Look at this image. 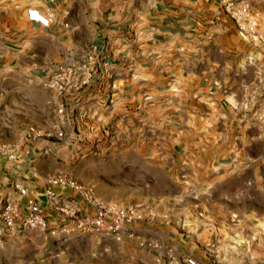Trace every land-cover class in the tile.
<instances>
[{"label": "crops", "instance_id": "0c3cea01", "mask_svg": "<svg viewBox=\"0 0 264 264\" xmlns=\"http://www.w3.org/2000/svg\"><path fill=\"white\" fill-rule=\"evenodd\" d=\"M224 3L0 0V145L20 156L10 161L0 155V206L5 199L25 202L15 189L19 185L37 193L49 224L56 220L43 195L47 173L41 169L52 159L39 160L35 170L26 154L34 150L21 147L27 136L45 129L41 116L47 101L39 91L26 96V89L42 88L43 77L71 68L68 102L83 105L82 120L95 115L91 105L96 104L100 126L113 121L120 134L131 137L121 151L148 156L172 144L177 151L172 167L183 171L182 182L210 185L194 196V220L183 225L191 233L188 240L172 203L161 211L128 203L136 211L132 228L144 235L140 243L155 240L211 264L199 253L205 233L217 229L214 215L233 213L218 202V186L249 175L264 182V50L239 35ZM30 8L51 17V26L30 21ZM112 162L127 167L126 161ZM87 184L102 202L123 205L109 194L117 187L104 191L94 181ZM177 211L190 212L189 205L179 204Z\"/></svg>", "mask_w": 264, "mask_h": 264}, {"label": "rangeland", "instance_id": "374dc122", "mask_svg": "<svg viewBox=\"0 0 264 264\" xmlns=\"http://www.w3.org/2000/svg\"><path fill=\"white\" fill-rule=\"evenodd\" d=\"M71 75L61 71L50 78L43 77L46 84L42 88L26 89V96L39 91V97L47 101L43 102L41 116L45 129H41L39 135L36 131L34 136H27L21 145L22 148L27 146V151L28 148L34 150L26 154L35 161L31 165L35 170L39 160L52 159L41 165L47 173L43 186L47 187L50 178L62 174L84 187H88V181L98 183L104 191L110 189L109 185L117 187L119 191H109V194L121 200V208L136 202L139 205L146 203L149 210L161 211L172 208L169 206L172 203L174 214L181 223L180 233L184 238L191 235L183 225H191L194 220V196L210 185L182 182L183 171L172 167L177 155L172 144L148 156L140 151H121L119 147L129 144L131 137L125 136L124 132L120 134L113 121L105 127L100 126L102 121L96 114V104L91 105L95 115L87 121L82 120L83 105L72 107L68 102L72 92L68 87ZM60 109H63L62 113ZM59 132L63 133L62 137L58 136ZM137 138L139 144L142 143L143 139ZM157 138L154 137L155 143ZM114 160L126 161L127 167L119 168L112 162ZM146 161L151 166H147ZM130 162L137 166L131 167ZM256 180L249 175L218 186V202L233 213L224 211L212 217L218 220L217 229L205 233V242L199 250L206 262L264 264V182ZM182 193L187 197L178 200ZM203 202L208 203L207 200ZM183 203L189 205L190 212L177 211ZM206 208L213 211L209 203ZM54 216L56 220H52L46 230L8 236L0 246V264H152L151 257L158 264L154 245L160 243L151 239L140 243V237L144 235L137 233L132 224L127 233L120 236L103 231L83 233L75 228L74 220L64 222L58 215Z\"/></svg>", "mask_w": 264, "mask_h": 264}, {"label": "built area", "instance_id": "2783aa9c", "mask_svg": "<svg viewBox=\"0 0 264 264\" xmlns=\"http://www.w3.org/2000/svg\"><path fill=\"white\" fill-rule=\"evenodd\" d=\"M224 10L239 35L264 50V0H225ZM27 16L30 21L43 28L52 24L51 17L38 9H28ZM63 72L65 75L73 73L71 68H66ZM59 112L62 113L63 109ZM58 136L62 137L63 133L59 132ZM0 155L10 161L20 159L15 149L7 146L0 145ZM15 189L26 200L22 203L19 200L5 199L1 203L0 246L8 236L36 229L46 230L49 224L46 210L39 202L37 193L19 185H15ZM66 190L74 196L66 197L63 192ZM43 195L50 209L62 221L74 220L75 228L83 233L103 231L120 236L127 233L128 226L136 219L134 209L104 203L95 196L91 188L84 187L62 174L47 181ZM154 249L158 252V264H199L195 257L181 255L172 246L157 243Z\"/></svg>", "mask_w": 264, "mask_h": 264}]
</instances>
